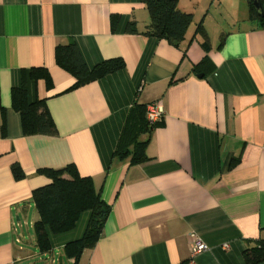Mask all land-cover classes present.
<instances>
[{"label": "crops", "instance_id": "1", "mask_svg": "<svg viewBox=\"0 0 264 264\" xmlns=\"http://www.w3.org/2000/svg\"><path fill=\"white\" fill-rule=\"evenodd\" d=\"M177 7L192 20L175 45L143 33L141 0H0V264L29 256L20 232L38 218L31 195L50 181L42 170L70 164L110 212L76 263L63 247L82 237L89 211L68 231H48L46 252L33 229L42 254L62 250L68 264H245L243 250L264 239L263 19L251 0ZM69 42L89 69L117 57L124 67L73 87L55 59ZM23 81L54 134L23 132L11 101ZM153 102L164 115L137 136L146 159L114 155L134 107ZM197 242L207 248L192 256Z\"/></svg>", "mask_w": 264, "mask_h": 264}, {"label": "trees", "instance_id": "2", "mask_svg": "<svg viewBox=\"0 0 264 264\" xmlns=\"http://www.w3.org/2000/svg\"><path fill=\"white\" fill-rule=\"evenodd\" d=\"M150 13V23L144 30L145 35L166 38L178 45L185 39L186 30L192 20L190 12L177 7V0H141ZM252 12L255 11L252 8ZM198 28H202L201 24ZM56 63L75 77L73 87L97 79L105 74L124 67L122 58H111L98 63L89 69L83 62L75 44L55 47ZM35 69L31 75L35 77ZM46 81L50 82L46 71H40ZM12 106L20 113L22 128L25 134H54L55 127L41 100L29 103L26 97L24 81L11 90ZM146 105L134 107V112L124 126L114 155L124 158L130 155L131 163L146 159L144 145L137 142L140 133H149L158 123L150 124L145 117ZM132 148L130 149V146ZM15 178H22L19 167H13ZM50 181L32 191L31 199L38 214L33 223L36 245L41 252L50 250L48 231L53 234L72 229L83 211H89V219L81 238L64 245V254L76 263L86 248H91L97 242L103 225L109 215L110 206L101 198L100 191L94 186L91 177L81 176L73 164L61 169L42 170ZM245 264H262L264 262V239L243 250Z\"/></svg>", "mask_w": 264, "mask_h": 264}, {"label": "rangeland", "instance_id": "3", "mask_svg": "<svg viewBox=\"0 0 264 264\" xmlns=\"http://www.w3.org/2000/svg\"><path fill=\"white\" fill-rule=\"evenodd\" d=\"M29 221H30L29 224L27 223L26 225H24L23 228H21V232H20V234L23 233L24 235L21 245L24 246L29 256L26 257L19 264H68V261L66 257L63 255L62 250L57 253H53L51 255L42 254L37 250L34 244L35 240H34V232L32 229V221L31 219ZM21 237L23 236L21 235Z\"/></svg>", "mask_w": 264, "mask_h": 264}, {"label": "built area", "instance_id": "4", "mask_svg": "<svg viewBox=\"0 0 264 264\" xmlns=\"http://www.w3.org/2000/svg\"><path fill=\"white\" fill-rule=\"evenodd\" d=\"M164 115V107L161 102H153L146 105L145 117L148 123L154 124L162 120ZM206 245L197 242L192 249V256L206 249Z\"/></svg>", "mask_w": 264, "mask_h": 264}, {"label": "water", "instance_id": "5", "mask_svg": "<svg viewBox=\"0 0 264 264\" xmlns=\"http://www.w3.org/2000/svg\"><path fill=\"white\" fill-rule=\"evenodd\" d=\"M252 6L255 12L258 14L260 18L263 19L264 25V1L263 0H251Z\"/></svg>", "mask_w": 264, "mask_h": 264}]
</instances>
